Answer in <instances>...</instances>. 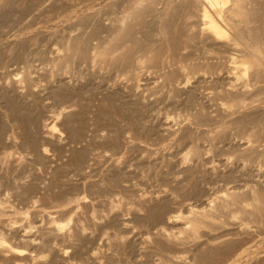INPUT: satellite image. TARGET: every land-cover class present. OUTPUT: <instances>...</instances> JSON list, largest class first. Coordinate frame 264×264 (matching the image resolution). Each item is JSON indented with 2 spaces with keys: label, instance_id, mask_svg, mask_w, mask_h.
I'll use <instances>...</instances> for the list:
<instances>
[{
  "label": "rangeland",
  "instance_id": "obj_1",
  "mask_svg": "<svg viewBox=\"0 0 264 264\" xmlns=\"http://www.w3.org/2000/svg\"><path fill=\"white\" fill-rule=\"evenodd\" d=\"M128 1L0 0V236L26 252L18 256L0 247V264H264V213L250 215V199L246 206L237 203L238 211L232 205L234 214L222 210L226 214L219 212L195 233L184 227L189 206L211 208L207 203L213 200L215 206L224 190L244 198L263 196L264 155L248 153L252 146L251 151L264 152V125L255 124L260 118L264 124V106H248L240 113L245 119L239 113L232 116L247 124L254 120L253 129L245 123L251 133L259 129L250 138L256 143L247 146L249 132L237 127L232 117H223L210 90L226 81L224 70L220 76L184 81L188 77L173 58L164 66L154 61L136 64L129 72L119 64L101 66L88 58H75L69 72L51 64L57 57L54 47L63 49L66 39L93 26L98 31L90 45L97 43L107 34L106 18ZM183 14L180 10L171 17L166 35L172 34L170 40L178 47L190 43L181 34L195 30L197 23L196 17L186 19ZM156 39L142 42L157 47L161 41ZM187 46L177 52H194ZM223 63L210 70L221 69ZM22 71L30 75L29 83L16 81ZM167 73L178 85L164 82ZM52 88L64 91L65 99L55 100ZM26 117L32 121L29 126ZM221 117L235 122L217 127ZM50 122L56 131L48 134L43 125ZM162 204L161 217L153 219L152 209ZM177 214L183 217L168 221ZM51 217L65 223L63 228L52 225Z\"/></svg>",
  "mask_w": 264,
  "mask_h": 264
},
{
  "label": "bare ground",
  "instance_id": "obj_2",
  "mask_svg": "<svg viewBox=\"0 0 264 264\" xmlns=\"http://www.w3.org/2000/svg\"><path fill=\"white\" fill-rule=\"evenodd\" d=\"M1 3H3V1ZM124 3H123V6L119 5V7L121 6V10L120 11H119L120 8L117 7V8H119L117 10V12L115 11L116 13L114 14V10H113L112 11L113 13H110L109 14V17L106 18V21H107V24H108V25L106 24L108 26V31H106L107 34L105 36L99 38V40H97L98 41L97 43H94L93 45H90V38L98 31L97 28L93 26L92 28H90L91 30L89 29L87 32H84L82 34H80L81 33L80 32L78 34V36H75V37H72L71 36L72 38H68L66 40L64 39L65 41L63 43H61L62 46H63V49L60 48V47H54V49H53V47H52L54 53L55 52L57 53V57L54 58L55 57L54 56L53 57L54 59L52 58L53 60L50 59V60L53 61V62L51 61L52 62L51 64H54V66L56 68L58 67V68H61V70L62 69L63 70H68V72H69V68H71L70 67L71 65L73 66L72 63H73V61H74L75 58H78V59L79 58H82V59L88 58V59H91V61H92L93 64H100L101 66H103V65H112V64H119L125 71H128L129 72V71H131V69L134 66H136V64H139L140 65V64L145 63L146 61L147 62L148 61H154V62L160 63V65L163 64L162 66H164V63L166 64V62H165L166 59L173 58L174 59V62L177 59L176 61H177V65H178L179 71L182 72L183 74H185L186 77H188V79L185 80L186 79L185 78L184 81H188L189 78L191 79V78H196V77L206 78V76L209 77L210 75H215V74H216V76H220L221 72H223L222 70H224V73H225V76H226V78H224V79L226 81L225 82L220 81L222 83H219V84H218L219 81L218 82L215 81V82H217V84H213L214 86H212L211 89H210L211 91L213 90L212 91V95L214 97V100L218 102L217 104L224 111V113H223V115H224L223 117L224 118H226V117H232V116L235 117L236 114L238 116V113L239 114L242 113V111L245 110V109H247L248 106L251 107L252 105H258V104H259V106L260 105L264 106V0H132V1L130 0V1L126 2L125 4ZM0 9H2V8H0ZM180 10H181V12L182 11L184 12L183 15H185V18L186 19L191 18V17H196L197 23L194 25L195 30H193V28H192V32H190L191 29L188 28V30H185L187 32L184 33L183 35L181 34L182 32L180 33L181 36H183V37L185 36L184 37V38H186L185 40L189 41L190 43L184 44L183 46L180 45L181 47L180 46L178 47L177 44L176 45L173 44V42H171V40H170V37H172V34H171L170 37H168L169 35L168 36H166V35L168 33V30L171 29V27H170V21H172V20H170L171 17L174 16ZM2 14H4V13H2ZM92 15H93V12H92ZM254 15H255V17H254ZM83 16L81 15V17H83ZM91 16H89V17H91ZM81 17H79V22L83 21L81 19ZM149 17H150V19H149ZM181 18H183V17H181ZM84 19H86V17ZM3 20H4V18H3ZM91 20H93V19L91 18ZM84 21H83V23H84ZM104 21H105V19H104ZM186 21L188 22V20H186ZM4 22H5V20L3 21V23ZM79 22H78V24H80ZM191 24H192V22L190 23V25ZM81 25H82V23H81ZM82 26H84V25H82ZM106 29H107V27L105 28V30ZM171 33H172V31H171ZM174 37L172 38L173 40H174ZM156 38H158V39H156ZM178 38H180V37H178ZM150 39H152V40L156 39L159 42L161 41L160 42V45H158L159 43L157 44L158 45L157 46L158 48L155 47V46L152 47L151 45H154L153 43H151V45H145V43L143 44L142 40H144V42H145V41H149ZM152 40H150V42ZM154 43H156L155 40H154ZM187 45H189V48H190V46L193 47L194 48V52H189V53L186 52L187 53V54L185 53L186 55H184L182 53L180 54L179 52H177V49H179V48H183L182 50H184L186 48L188 49V46ZM61 49L63 50L62 54H60ZM224 57H226V58H224ZM221 59H225V61H226V62L224 60L222 61V63L225 62V63H223L224 64L223 67L221 69L214 68V69L210 70V68L211 67H214V65L220 64ZM169 60L171 61V59H169ZM171 62H173V61H171ZM153 64L154 63H152L151 65L153 66ZM169 65L171 66V64H169ZM165 66H167V65H165ZM219 67H221V66H219ZM52 68H53V66H52ZM163 68H165V67H163ZM23 72L24 71H22V75L23 76L22 77H19L18 80H16V81H19L18 83H21V81L24 82V83L26 81H28V83H29V79H31V78H29L30 75L28 76V75H26L27 72H26V74H24L25 72L24 73ZM161 73H163V72H161ZM169 73H170V71H169ZM18 74H15V75H18ZM206 74H208V75H206ZM165 75H166V73H165ZM177 75H179V74H177ZM163 76H164V74H163ZM157 79H159V78H157ZM164 79H165V81L164 80H162V81H164L166 84H170L171 82H172V85L177 84V83L173 84V82H174L173 79L174 78H173V75L172 74L169 75L167 73V76L164 77ZM202 81H201V83H202ZM175 82H177V80ZM15 84H16V82H15ZM169 86H171V85H169ZM195 86H197V85H195ZM166 87H168V85ZM166 87H164V88H166ZM209 88H208V90H209ZM63 89H66V87L63 88ZM58 91H60V92H58ZM54 92H56V90L54 91V89H53V92L52 93H54ZM57 92L54 93V94L56 96H58L59 98L58 97H55L54 99L55 100H58L61 97V99L59 101H63L65 99V98H63L65 96V92L62 91V90H59V88H58ZM66 92H69L68 89H66ZM170 92L171 91H169L168 94ZM190 92L193 93V95H194V91L193 92L190 91ZM196 92L197 91H195V93ZM68 95H66V96H68ZM191 95L189 94V96H187V98L193 99ZM203 95H205V93H203ZM166 97H167V93H166ZM205 97H206V95H205ZM7 98H9V97H7ZM164 98H165V96H164ZM185 98H186V96H185ZM187 98L185 99V102L187 101ZM206 98H204V99H206ZM210 99H211V97H210ZM11 102H13V101H11ZM181 102H182V100H181ZM162 103H163V100H162ZM10 104H12V103H10ZM14 106H15V104H14ZM11 107H13V105H11ZM19 107H20V105H19ZM13 108H16V107H13ZM13 108H9V109L14 110ZM68 108L65 107L58 114L63 113L62 111H64L65 109H68ZM254 108L256 109V107H254ZM16 110H18V109H16ZM15 111H13V112H15ZM185 111H187V110H185ZM54 114H56V113H54ZM134 114H136V113H134ZM205 115H206V113H205ZM240 115H239V117H240ZM130 116H132V115H130ZM200 116L202 117V115H200ZM218 116H219V114H218ZM241 116H243V115H241ZM21 117H23V116H21ZM167 117L169 118V116H167ZM223 117H221L220 118L221 120L219 119V121L217 122L218 123V126L217 127H219V126H221V127L222 126L223 127L230 126L231 124H233L236 121L234 124L237 127L242 128V130L243 129L246 130L245 128H247V127L245 125L248 122L247 119H246L247 122H243L242 123V121H240L241 119L238 121L237 119H234L232 117L235 120L233 122V120H230L231 118L229 119L230 121H227L226 120L227 118L224 119ZM244 117H246V116H243V118ZM259 118L260 117H258V119ZM195 119H197V117ZM244 119H242V120H244ZM200 120H202V119H200ZM249 120H251V119L249 118ZM259 120H256L255 121V124L258 121V123L261 122L262 125H264L263 124V120L261 121V118ZM129 121H128V123H129ZM132 121H134V118H133ZM18 122H19V120H18ZM31 122L32 121L30 120V118H27L25 120V124H28V126L30 125ZM8 123H9V121H8ZM22 123L24 124V122H22ZM217 123H214V124H217ZM239 123H241V125ZM252 123L251 124H249V123L247 124V125H249L248 128H250V125H251V127L253 129L254 120H253ZM14 124H16V123H14ZM191 124H192V122H191ZM3 125H0V126H3ZM25 126H27V125H25ZM43 126H45L46 129L48 130L47 131L48 134L53 133V132L56 131L55 130L56 129L55 123L50 122V123L44 124ZM215 126L216 125H214V127ZM255 126L258 127V124L255 125ZM1 129L2 128H0V130ZM255 129L256 130H253V131L255 133H256V131L258 132L259 129H257V128H255ZM247 130H246V133L249 132ZM254 132H252V133L254 134ZM242 133H243V131H242ZM250 133H251V131L249 132V135L247 137V142H245L247 146H249L251 143H254L255 142L254 141L255 139L253 141L250 139V138H252V133L251 134ZM183 134H185V133H183ZM186 135H188V134L186 133ZM221 135L223 136V134H221ZM235 136H236V134H235ZM200 137H201V135H200ZM179 138L182 139L183 137L182 138L179 137ZM185 138H187V137H185ZM166 139H168V138L166 137ZM183 140H184V138H183ZM197 140H198V138H197ZM245 143H244V145H245ZM258 143H259V141H258ZM260 145H261V147L264 146V145L262 146V144H260ZM194 148H197V147H194ZM246 148L247 147H245V149ZM248 149H250V147ZM248 149H246V151ZM184 150L187 151V149H184ZM251 150H253V146L250 149V153L251 152H253V153L256 152V154H257V151H258V154L260 153L259 155H264V152H263V154L261 153V151L263 150V148L260 151L259 150L251 151ZM188 151H190V149ZM191 151L193 152V154L194 153L195 154L198 153L196 151V149H192L191 148ZM241 151H243V150H241ZM43 152L44 153L46 152L45 149L43 150ZM178 153H180V152H178ZM188 153L189 152H187L186 154H183L184 156L182 157V159H184V161H186L185 159H187V154ZM250 153H248L250 156L251 155H255V154H252V153L250 154ZM190 154H192V153H190ZM193 154H192V156L195 155V154L194 155ZM263 158H264V156H263ZM263 166H264V164H263ZM188 168H190V167H188ZM200 170L198 171V173L200 172ZM208 170H206V171H208ZM172 172H173V170H172ZM166 173L167 172H165V174ZM201 173H202V171H201ZM201 173H200V175H201ZM195 174L197 175L196 172H195ZM205 174H206V172L204 173V176H205ZM232 174H230V175H232ZM187 175H189V174H187ZM196 175H194V176L196 177ZM194 176H192V177L194 178ZM204 176H203V178H204ZM213 177H215V176H213ZM183 178H184V176H183ZM200 180H202L201 179V176H200ZM204 180H206V179H204ZM221 180H222V178H221ZM229 182H231V181H229ZM210 184H211V182H210ZM179 185H181V184H179ZM193 187L195 188L194 190L196 191V188L197 187H195V186H193ZM179 188H180V186H179ZM173 189H174V187H173ZM201 189H202V187H201ZM182 190H184V188ZM229 190L230 189H227L226 191L224 190V194H223L224 196L222 195V197L220 199H218L219 201L216 203L215 206L213 205V200H210L207 204H209V206H211V208H207V207H200L199 208L198 205H197L198 208H196V206H189L188 210L186 209L188 215L186 216L184 214L185 215V223L184 222L183 223L186 224V225H184V227L186 226L185 227V230L195 233V232L198 231V229L201 226H204V225L208 224L207 221L209 222L211 219H212L211 221H214L215 219H217V217L219 215L218 213L220 212V215H221V213L223 212L222 210H226V212H227V209H229V211H228L229 213L228 214H231V213H233L236 210L235 209L236 207L237 208L239 207L237 203H239V204L244 203L245 205L244 204L243 205L246 206L248 199H250V200H248L250 202L247 205H251L252 206V211L251 212H248V211L245 210V212H248L250 215L253 214V216H254V214L257 215V216H261L262 213H264V194H263V196H261L262 194H257L255 192L256 195L253 194L249 198H244V196L241 197L240 194L239 195L238 194H235L233 192H230ZM252 191H255V190L252 189ZM186 195H187V193H186ZM182 196H184V194H182ZM187 198H189V197H187ZM200 198H202V197H200ZM234 204H236V206ZM232 205L234 206V209L235 210L233 208L230 209V207ZM163 206L165 207V205H163V204L162 205H157L156 207H154L152 209L153 210L152 211L153 212L152 213V218L153 219L154 218L157 219V218H160L161 217V215L163 213V210H164V207ZM206 206H208V205H206ZM243 207L242 208L240 207V210L241 211H243L245 209ZM240 210H239V212H240ZM236 211H238V209ZM223 213H225V212H223ZM243 213H244V211H243ZM181 217H183L181 214L171 215V216H168V221L169 222H172V221L175 222L176 220H178ZM48 222H50V221H48ZM51 223H52V225L54 224L55 227L58 228V229H62L63 226H64V224H65V223L62 224V222L60 223L59 220H57L55 217L53 219L51 217ZM0 247L1 248L2 247L5 248V249H2V250L0 249L1 251H4V253H5V251H10V252L15 253L18 256H23L26 253L25 250H23V249L21 250V249H18V248H15L14 246H12L11 243H9L8 241H6V239H4V237L2 238L1 236H0ZM6 248H8V249H6ZM13 253H12V255H13ZM20 262H21V260H17L16 261V264H20ZM28 264H29V262H28Z\"/></svg>",
  "mask_w": 264,
  "mask_h": 264
}]
</instances>
